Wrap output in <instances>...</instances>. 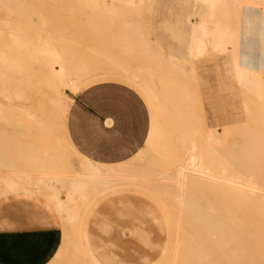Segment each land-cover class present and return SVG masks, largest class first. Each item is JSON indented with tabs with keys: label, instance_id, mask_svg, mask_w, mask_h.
I'll list each match as a JSON object with an SVG mask.
<instances>
[{
	"label": "bare ground",
	"instance_id": "1",
	"mask_svg": "<svg viewBox=\"0 0 264 264\" xmlns=\"http://www.w3.org/2000/svg\"><path fill=\"white\" fill-rule=\"evenodd\" d=\"M62 1L0 0V6L10 17L30 20L44 16L36 10L37 6H55ZM85 1L104 6L102 11L108 16L121 12V0ZM126 1L131 8L139 2ZM227 2L235 24L230 28L213 26L212 47L220 57L216 90H211L200 77L198 63L176 60L182 65L179 73L197 82L195 85L207 91L210 99L209 109L214 116L203 132L201 147L191 140L181 153L168 154L159 127L142 123L141 127L146 128L144 146L130 140L135 153L124 161L111 162L82 152L69 136L56 138L55 147L47 149L38 140L33 144L26 141L25 127L36 134L40 130L37 116L27 107H22L19 120L13 119V112L9 121H0L20 130L10 140L0 132V198L28 193L55 209L62 222L63 237L50 264H99L87 248V222L102 201L124 194L152 202L170 228L169 239L153 264H264V135H253L249 117L253 106L264 105V66L248 49L251 37L264 53V0ZM193 17L186 16L188 31L193 45L202 47L203 42L196 40L202 25ZM9 34L12 44L23 47L19 39L23 35L21 28L10 29ZM34 45L52 80L63 83L64 88L77 89L68 79L63 53L41 39ZM29 47L27 43L26 49ZM156 55L158 62L163 63L162 56ZM0 63L11 68L18 66L2 55ZM157 78L160 79L159 74ZM2 96L7 101L21 100L23 93L4 91ZM152 96L157 99L158 94ZM70 105L93 126L122 135V128L111 116L84 101ZM232 135L238 139L231 141ZM159 155L174 162L163 164V169L146 166V159H157ZM21 161L29 167H17Z\"/></svg>",
	"mask_w": 264,
	"mask_h": 264
},
{
	"label": "rangeland",
	"instance_id": "2",
	"mask_svg": "<svg viewBox=\"0 0 264 264\" xmlns=\"http://www.w3.org/2000/svg\"><path fill=\"white\" fill-rule=\"evenodd\" d=\"M120 4L121 12L108 16L102 5L64 0L55 6H37L44 16L30 20L10 17L0 6V55L18 65L11 68L0 63L1 113H20L27 107L38 118L40 130L34 138L42 146L52 144L53 138L65 137L58 134H70L79 150L105 161L121 162L135 153L130 140L144 146L146 128L142 123L159 127L168 154L181 153L191 140L201 147L203 132L214 116L210 99L207 91L195 85L197 82L179 73L182 65L176 60L198 63L200 77L215 91L220 57L212 47L213 26L230 28L235 24L231 6L227 0H139L132 8L126 0ZM188 14L202 25L196 38L203 42L202 47L193 45ZM16 27L23 30L19 38L23 47L12 44L9 32ZM38 39L63 53L68 79L77 89L64 88L63 83L52 80L34 45ZM249 41L252 56L264 66L261 45L255 38ZM27 43L30 47L26 49ZM156 54L162 56L163 63L158 62ZM4 91L23 93V98L7 101L2 96ZM152 94H158L157 99ZM81 101L114 118L122 135L89 123L70 105ZM250 124L253 135L262 136ZM145 161L146 166L157 169L174 162L160 155ZM166 226L167 242V222Z\"/></svg>",
	"mask_w": 264,
	"mask_h": 264
},
{
	"label": "crops",
	"instance_id": "3",
	"mask_svg": "<svg viewBox=\"0 0 264 264\" xmlns=\"http://www.w3.org/2000/svg\"><path fill=\"white\" fill-rule=\"evenodd\" d=\"M10 114L1 113L0 121H9ZM19 114L13 119L19 120ZM249 117L254 130L264 135V105L252 107ZM19 131L0 122V132L6 140ZM34 134L24 128V137L32 144L36 140ZM69 135L58 134L65 137L57 139H67ZM45 139L54 142L43 149L55 147L56 138ZM70 140L76 146V139ZM16 166L26 169L29 164L21 161ZM62 237L59 215L40 197L15 193L0 198V264H50L60 249ZM166 237L167 226L160 210L146 198L131 194L102 201L86 227L87 248L99 264H153L165 247Z\"/></svg>",
	"mask_w": 264,
	"mask_h": 264
}]
</instances>
